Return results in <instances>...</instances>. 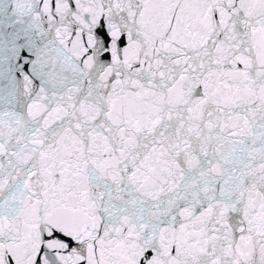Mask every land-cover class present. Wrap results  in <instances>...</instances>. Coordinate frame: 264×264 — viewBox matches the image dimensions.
<instances>
[{
    "label": "snow or ice",
    "instance_id": "6c2138e0",
    "mask_svg": "<svg viewBox=\"0 0 264 264\" xmlns=\"http://www.w3.org/2000/svg\"><path fill=\"white\" fill-rule=\"evenodd\" d=\"M0 264H264V0H0Z\"/></svg>",
    "mask_w": 264,
    "mask_h": 264
}]
</instances>
